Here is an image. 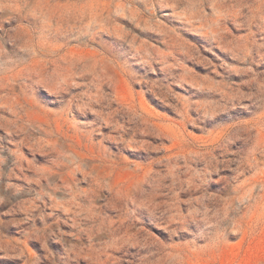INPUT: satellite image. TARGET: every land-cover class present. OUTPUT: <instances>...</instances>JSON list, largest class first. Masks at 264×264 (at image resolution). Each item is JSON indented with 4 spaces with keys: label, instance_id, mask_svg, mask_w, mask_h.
<instances>
[{
    "label": "rangeland",
    "instance_id": "obj_1",
    "mask_svg": "<svg viewBox=\"0 0 264 264\" xmlns=\"http://www.w3.org/2000/svg\"><path fill=\"white\" fill-rule=\"evenodd\" d=\"M0 264H264V0H0Z\"/></svg>",
    "mask_w": 264,
    "mask_h": 264
}]
</instances>
